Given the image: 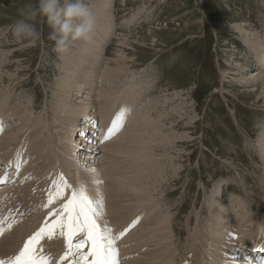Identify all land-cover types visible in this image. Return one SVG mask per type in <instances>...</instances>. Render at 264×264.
<instances>
[{"label":"bare ground","instance_id":"bare-ground-1","mask_svg":"<svg viewBox=\"0 0 264 264\" xmlns=\"http://www.w3.org/2000/svg\"><path fill=\"white\" fill-rule=\"evenodd\" d=\"M95 3L98 6L102 4L103 8L98 10L97 6L92 13L94 28L91 40L73 43L74 47L57 60L49 58L50 63H57L59 78L45 94L47 105L42 113L34 115V96L33 100L18 98L15 110H10L11 114L4 108L8 103L7 94L22 88L23 80L29 74L24 73V65L26 68L27 64L18 60L24 54L21 42L18 49L3 50L0 46V126L7 116L17 122L16 128L23 136L16 139L17 136L11 134L6 137L0 135V180L10 175L9 179L6 178L8 182L15 177L20 183L11 188V183L6 184L4 190L0 191V228H3V235H0V261L8 264L46 223H55L60 215L66 218V214L58 210L68 202L73 190L83 186L85 195L94 205L102 201L95 223L101 230H110L109 235L114 239L116 264H257L250 262L245 254L247 250L254 252L259 248L264 253V245L261 246L264 244V234L253 227V222L258 224V220L250 213L245 199L239 196L230 198V204L223 211L230 212L229 205L235 204L234 218L223 214L224 218L220 219L218 207L221 206L215 201L225 199L223 189L218 185L215 199L209 198L205 222L199 221L202 212L194 216L193 229L185 238V244L189 243L190 248L184 245L179 252L181 248L178 249L179 246L173 243L174 240H180L179 234H174L170 221L174 204L166 201L168 197L164 193H170L173 180L177 182L180 179L176 178L175 173L181 167L183 152L189 151L187 147L196 140L205 146L207 141L201 136L192 137L193 134L188 130L180 132L175 129L178 123L176 118L159 126V117H152L154 106L151 99L148 101L151 104L145 105L144 102L138 111H130L137 105L144 88L135 82L136 78L139 79L133 73L128 77V63L131 60L120 49L123 46L120 41L121 47L114 59L109 61L106 57L102 73L98 77L96 75V81L88 85L89 79L95 78L92 71L100 66L102 55L105 54L103 48L109 41L108 33L116 26V14L111 9L113 0H97ZM244 20L236 21L230 28H233L236 38H241L240 48H244L245 54L238 57L230 69L222 72L220 83L223 87L225 84L227 87L240 86L242 93L253 94L256 99H262L264 104V38L258 31H264V22L260 21L258 29L255 22L246 27ZM248 53L253 59V71H247L243 61L250 58ZM64 69L65 72L60 73ZM41 71L37 68L34 74H40ZM97 85L101 91L98 90L94 99L91 95H94L95 88H99ZM221 90H224L220 92L223 98L232 92L225 88ZM83 97L88 100L87 106L82 104L85 102ZM95 100L99 101L97 105ZM23 103L30 106L25 104L28 107L23 108ZM82 106L87 107L89 113H83ZM184 117L187 118V122L182 121L184 125H190L192 117L185 114ZM98 120L99 126H96ZM114 123L115 131L105 140ZM259 134L256 143L263 167L258 168L262 186L257 187L256 194L263 196L264 128ZM95 143L100 145L99 151H95ZM186 157L191 158L190 155ZM28 161V167L23 169ZM59 178L69 187L63 188L56 183ZM203 182V178H200V184ZM54 183L56 188H53ZM57 188L61 198L49 204L48 190L52 189L55 195ZM157 196L164 201H152ZM262 201L264 206V197ZM46 204L48 206L44 207ZM257 212L264 215V209L256 211V215ZM260 222H264V217ZM248 225H251L249 230ZM62 231L66 233L68 229ZM117 236L120 238L115 239ZM84 239L87 236L81 232L71 242L75 244ZM89 248L90 245L85 244L81 251L86 254ZM66 250V239L59 235L51 240L46 237L40 239L35 249L36 255L48 258L49 264L59 261ZM67 260L69 264V259H65L63 264Z\"/></svg>","mask_w":264,"mask_h":264},{"label":"rangeland","instance_id":"rangeland-1","mask_svg":"<svg viewBox=\"0 0 264 264\" xmlns=\"http://www.w3.org/2000/svg\"><path fill=\"white\" fill-rule=\"evenodd\" d=\"M36 2L37 0H0V46L3 47L1 49L24 48V54L18 60L27 64L26 68L24 65V73L29 74L24 78L22 88L7 94L8 103L4 108L9 110L8 114L12 113L10 110L14 109L18 98L33 100V96L36 103L33 105L36 107L34 115L42 113L47 105L45 94L58 82L57 63L54 64L53 61L50 63L49 58L57 60L61 55L53 51L54 42L48 39L51 29L46 24L37 25L40 38L35 43L25 40L21 42L20 47L12 34L14 21L18 18V9L30 3L35 5ZM61 2L63 3V0ZM83 2L94 14V8L98 6L95 3L97 0ZM113 2L111 9L116 14V26L108 33L109 41L103 48L105 54L102 55L100 66L92 71L95 78L89 79L88 85L96 81V75L98 77L102 73L105 60L114 59L116 51L118 52L121 47L119 43L122 42L123 46L120 49L131 60L130 64L128 63L130 65L128 77L130 78L133 73L139 79L136 78L135 82L144 88L137 105L130 111H138L144 102L145 105L151 104L148 103L151 99L154 106L152 117H159V126L176 118L178 123L175 129L180 132L188 130L193 134L192 137L201 136L207 141L205 146L196 140L187 147L189 151L183 152L181 167L175 173L176 178L180 179L177 182L173 180L170 193H164L168 197L166 201H172L171 204H174L170 221L175 230L174 234H179L180 240L173 242L175 246H179L178 249L181 248L179 252L184 245L187 249L190 248L189 243L185 244V238L193 229L194 216L202 212L199 221L203 223L208 218L209 198L215 199L217 185L223 189L222 194L227 201L221 199L215 201L221 206H217L218 213L221 214L220 219L224 218L223 214L234 218V210L237 208L233 207L235 204L229 205L230 212L223 211L227 204H230L228 201L230 198L239 196L245 199L244 202L248 205L250 213L257 218V222L262 221L264 215L261 212H257L256 215V211L264 209L262 205L264 195L256 194L257 187L262 186V176L258 174V168L263 167L259 160L256 139L264 128V104L262 99H256L253 94L242 93L243 89L241 90L240 86L228 85L231 87L228 88L225 84L223 87L220 79L222 72L230 69L238 57L245 54L244 48H240L241 38H236L233 28H230L231 25L245 18L246 27L253 25L249 23L255 22L259 29L260 21L264 22V0H113ZM101 5L97 7L98 10L103 8ZM101 28L105 30L104 27ZM258 31L264 38V31L262 29ZM74 45L72 44L69 49ZM243 61L247 71H253V59L250 57ZM37 68L42 71L36 76L34 72ZM26 69L28 71H25ZM45 70L48 74H45ZM64 72L65 69L60 73ZM99 81L97 78V82ZM222 88L232 91L227 98L220 96V92L224 91ZM98 90L100 87L95 88L92 98L95 99ZM85 97L82 104L87 106L88 100ZM94 102L96 105L99 103L96 100ZM25 104L28 103H23V108L30 106ZM81 110L83 113H89L87 107L82 106ZM184 114L192 117L190 125H184V122H187ZM25 115L28 113L25 112ZM5 120L7 122L1 126L6 125L7 128L4 127L1 137L13 135L17 136L16 139L23 138L16 128L17 122L11 121L7 116ZM27 129L32 130L31 127ZM95 144L97 147L95 151H99L100 145ZM187 155L191 158H187ZM200 178H203L202 184ZM179 180L181 181L178 182ZM155 200L159 203L164 201L160 196L152 201ZM256 204L260 206L257 207ZM181 208L182 211H179ZM190 216V220L187 221ZM231 220L233 222V219ZM250 228L251 225H248L247 230Z\"/></svg>","mask_w":264,"mask_h":264},{"label":"snow or ice","instance_id":"snow-or-ice-1","mask_svg":"<svg viewBox=\"0 0 264 264\" xmlns=\"http://www.w3.org/2000/svg\"><path fill=\"white\" fill-rule=\"evenodd\" d=\"M115 129L116 124L114 123L105 136V140L111 137ZM56 183L62 185L63 188L69 187L63 182L62 178H59ZM56 183H54L53 188H56ZM48 195L49 204L54 203L55 199L61 198L59 188L55 191V195H53L52 189H49ZM47 206V204L44 205V207ZM99 207H102V201H98L94 205L85 195L83 186L73 190L71 198L58 210L59 213L66 214V218L65 215H60L55 223L51 225L46 223L24 244L18 255L10 260L8 264H49L48 258L37 256L35 249L40 239L46 237L51 240L55 235L66 239L67 249L57 264H63L65 259H69V264H116V253L113 248L114 239L109 235L110 230L107 228L101 230L97 228L95 223V218L100 214ZM65 228L68 229L66 233L62 231ZM81 232L86 234L87 239L73 244L71 242L72 238ZM0 235H3V228H0ZM119 238V236L115 237V239ZM85 244L90 245L86 254L81 251ZM89 257H91V260H89ZM0 264H5V262L0 261ZM261 264H264V262H261Z\"/></svg>","mask_w":264,"mask_h":264},{"label":"clouds","instance_id":"clouds-1","mask_svg":"<svg viewBox=\"0 0 264 264\" xmlns=\"http://www.w3.org/2000/svg\"><path fill=\"white\" fill-rule=\"evenodd\" d=\"M17 17L12 29L17 42L35 43L40 38L37 25L46 24L51 29L48 39L54 42L53 51L58 55L67 53L73 43L92 38L94 18L83 0H37L35 5L19 8ZM253 227L264 233V222H253Z\"/></svg>","mask_w":264,"mask_h":264}]
</instances>
